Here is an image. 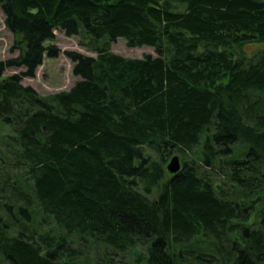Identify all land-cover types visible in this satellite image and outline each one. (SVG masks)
<instances>
[{
  "label": "trees",
  "instance_id": "16d2710c",
  "mask_svg": "<svg viewBox=\"0 0 264 264\" xmlns=\"http://www.w3.org/2000/svg\"><path fill=\"white\" fill-rule=\"evenodd\" d=\"M0 7V264H264V0ZM57 30L96 57L66 51L79 80L42 96L22 81Z\"/></svg>",
  "mask_w": 264,
  "mask_h": 264
},
{
  "label": "rangeland",
  "instance_id": "374dc122",
  "mask_svg": "<svg viewBox=\"0 0 264 264\" xmlns=\"http://www.w3.org/2000/svg\"><path fill=\"white\" fill-rule=\"evenodd\" d=\"M54 42H48L47 45H56L61 54L58 58H49L45 55L44 63L36 71L34 78H24L22 84L26 87H32L42 96H50L63 91H69L79 80L73 73V64L65 56L66 51H75L96 57V54L88 52L80 46L78 37H67L64 32L57 30ZM15 37L9 32L5 25V15L0 7V60L8 61L19 56L20 51L15 48ZM261 49L264 44H255L245 46V53L252 56ZM112 50L114 53L131 59H142L147 55L156 57L157 54L152 47L131 48L124 39H119L113 43ZM24 68H10L5 71L4 77L19 74ZM174 157H179L182 167L186 160L181 155L175 154L165 164L164 169L168 175L167 165Z\"/></svg>",
  "mask_w": 264,
  "mask_h": 264
},
{
  "label": "water",
  "instance_id": "95a60500",
  "mask_svg": "<svg viewBox=\"0 0 264 264\" xmlns=\"http://www.w3.org/2000/svg\"><path fill=\"white\" fill-rule=\"evenodd\" d=\"M182 169V165L179 157H174L170 163L167 165V171L171 175L179 173Z\"/></svg>",
  "mask_w": 264,
  "mask_h": 264
}]
</instances>
